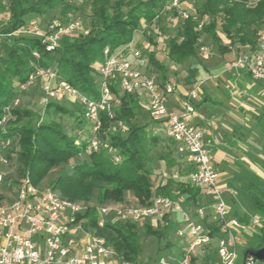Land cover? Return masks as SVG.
<instances>
[{
  "label": "trees",
  "instance_id": "1",
  "mask_svg": "<svg viewBox=\"0 0 264 264\" xmlns=\"http://www.w3.org/2000/svg\"><path fill=\"white\" fill-rule=\"evenodd\" d=\"M168 1L90 0L88 33L63 36L59 45L47 52L39 38L12 33L25 24L27 14L45 15L56 8L65 13L75 7L66 0H0V13L4 9L8 13L6 25L0 31L12 34L0 43V116L3 106L14 97L16 85L23 82L36 67H54L60 79L82 94L96 98L98 75L95 62L101 60L104 48L113 51L130 43L135 31L143 27L140 25L142 19L145 25L141 32L145 33L151 19ZM249 1L199 0L195 14L184 18L176 36L168 39V60L183 64L195 57L197 39L201 33L212 38L220 53L237 43L254 50L264 32V0L252 5L248 4ZM205 15L208 21L203 22L201 29L197 30V22ZM220 35L227 40L226 44L222 43ZM34 52L39 54L38 58L33 55ZM148 62L152 72L164 77L167 67L163 63L153 54H150ZM112 90L116 92V87L113 86ZM119 100L112 117L101 114L97 138L107 147L89 153L87 146L91 133L89 138L77 142V138L65 132L58 122L31 126L20 123L26 116L23 111L18 108L12 110V119L0 136L18 138L16 167L12 175L4 176L0 182V200L6 202L14 197L23 176L27 175L33 185H38L52 168L63 167L72 160L69 167L61 168L50 181V188L66 199L85 203L87 208L75 220H81L84 227H91L95 235L103 237L117 258L133 261L138 260L140 254L141 236H152L158 242L166 240L173 224L165 220L163 224L152 227L110 216L99 227L96 225V206L106 203L145 206L159 195L171 198L184 195L186 200L194 201L200 196V189L173 178H167L163 183L153 182V170L149 167L150 149L165 139L168 140L166 145L174 142L156 132L149 134L145 125L137 123L140 105L136 97L119 94ZM46 108L58 113L68 112L57 102H48ZM115 122L126 129L111 131V125ZM159 160H164L168 165L176 163L171 151L161 155ZM4 191L12 192L13 196L7 197ZM128 194L131 200L126 198ZM259 200L264 208V190L259 191ZM255 236L256 244L244 251L264 246V222Z\"/></svg>",
  "mask_w": 264,
  "mask_h": 264
},
{
  "label": "built area",
  "instance_id": "2",
  "mask_svg": "<svg viewBox=\"0 0 264 264\" xmlns=\"http://www.w3.org/2000/svg\"><path fill=\"white\" fill-rule=\"evenodd\" d=\"M257 1L250 0L248 4ZM182 4L181 0H170L163 9H176L184 19L190 14L185 12ZM203 22V19L197 22V30L201 29ZM40 30L38 23H32L26 32L39 38L47 52L53 51L63 36L88 33L81 15L73 11L62 18H52L43 31ZM19 32L18 29L12 34H21ZM12 34L0 31V43ZM197 46L200 52L208 53L209 48L202 43L201 36L197 39ZM33 55L39 57L37 52ZM98 62L96 98L82 94L60 79L54 67H36L16 85L14 97L3 106L0 132H5L12 119V110L18 108L20 95L39 83L44 104L61 95L80 105V113L90 121L89 153L107 147L97 138L101 114L113 116L120 103L119 94L144 98V108L153 119L161 122L165 135L176 143L175 151L187 164L185 175L179 176L176 172L172 178L199 188L200 196L188 201L184 195L176 198L159 195L145 206L125 203L98 205L96 225L102 227L110 216L152 227L169 220L182 240L178 256L161 257L153 264H234L238 253L242 251L244 254L242 229L257 230L264 220L256 214L248 216L241 207L232 211L225 199V193L234 198V190L218 183L219 173L202 133L187 119L194 112L192 100L196 93L190 91L181 103V110L176 112L167 107L165 98V94L174 90V85H162L154 76L139 70L126 59L121 46L113 51L104 48ZM222 68L227 72L243 71L255 81L264 79V33L254 50L241 51L226 61ZM113 86L116 92L112 90ZM12 141L11 137L0 136V165L15 163L17 149ZM2 178L0 170V182ZM86 208L85 203L66 199L50 187H37L27 175L23 176L14 197L6 202L0 200V264H144L139 260L117 258L103 237L95 235L91 227H84L81 220L76 221L75 217ZM245 256L248 260L245 259L243 264L253 258Z\"/></svg>",
  "mask_w": 264,
  "mask_h": 264
},
{
  "label": "rangeland",
  "instance_id": "3",
  "mask_svg": "<svg viewBox=\"0 0 264 264\" xmlns=\"http://www.w3.org/2000/svg\"><path fill=\"white\" fill-rule=\"evenodd\" d=\"M69 5L75 7L66 11L65 13L61 12L59 8H56L54 11H50L45 15H37V14H27L25 16V24L19 28V33L27 34V29L29 30L32 26V23H38L40 26V31H43L45 24H47L52 18L63 17L67 12H77L81 15L83 25L88 28L89 27V13H90V0H66ZM199 0H184L182 7L186 13L192 15L195 14V11L198 7ZM51 16V18H50ZM47 18V19H45ZM208 16H203L204 22L208 21ZM8 20V13L6 9L2 10L0 13V29L6 25ZM183 18L180 17L178 10L176 9H161L155 15L153 19H151L148 24V28L145 33H142L141 30L144 28V20L140 21V25L143 27L138 28L136 33V38L134 43L129 46V44L122 45L123 54L131 63H133L139 70L151 74L153 71L152 67L149 65L148 58L150 54H153L154 57L160 62L165 64L170 72L174 73V75H178L180 77V73L185 70L186 64L182 65H174L170 62L166 56L167 51V41L171 37H175L177 32L180 30L181 22ZM79 34L70 35V37L77 36ZM202 43L209 48L207 54L213 51L215 47L212 38L206 33H201ZM222 41L225 39L222 35H220ZM196 53L201 54L198 46L196 45ZM99 66V62H95V68ZM155 75H158L157 72H152ZM43 98V92L40 89L39 83H36L32 87H30L26 92L20 95V103L18 109L23 111L26 116L21 120L20 123L29 124L31 126H35L37 123H47V122H58L65 132L69 135L77 138V142H80L84 138L90 137V121L87 120L80 113V105L78 103H74L70 101L66 97H62L61 95H57L55 100H51L49 102H57L63 108H65L67 113H58L51 108H46L47 104H44L41 99ZM145 101H141V106L137 109V117L136 121L139 125H145L146 130L149 134L154 131L156 120L152 118L150 113L144 108ZM79 115V116H78ZM119 128L122 130L126 129L124 125L120 123H113L111 125L110 130L116 131ZM160 135L163 134L161 131H158ZM13 146L18 148V138L13 137ZM164 143L167 144V141L164 140ZM176 143H170L166 146L157 144L155 147L151 148L149 151L150 169L156 172H153V182L156 184L160 183L161 180L165 181L167 178H172L173 175L177 172L179 176L185 175V171L187 170V164L185 161L180 160L175 163V165L165 164V167H162L159 164V157L161 155H165L169 151H173L175 149ZM179 157V155L177 154ZM82 157V156H80ZM79 157V158H80ZM84 157V156H83ZM256 160V159H254ZM72 163V160L64 165L63 167H54L49 173L40 181L37 187H50V181L55 178L61 168L69 167ZM240 171H238V177L235 179L231 188L234 190V199H231L228 195H224L227 200L229 206L232 209H238V207L243 208L247 215H258L260 219L264 220V208L259 200V191L264 190V179L259 176L256 172L246 165L244 166L242 162L238 163ZM16 167V163L10 162L8 165H0V170L3 172V177L7 175H12L14 173V169ZM252 170V171H250ZM165 172V174L163 173ZM174 179V178H173ZM175 180V179H174ZM4 194L7 197L13 196V193L10 191H4ZM128 200L130 199V195L126 196ZM131 203H133L131 201ZM140 232V229H139ZM243 233V246L247 248L248 246H254L256 244V229H242ZM170 243L167 246V243ZM182 240L177 236L175 227H171L168 232L166 240H161L158 242L152 236H141V246H140V254L138 260L143 262L144 264H153L161 257H177L179 246ZM214 242V241H213ZM212 242V243H213ZM214 245V243H213ZM247 257H244L242 251H240L234 261V264H243L244 260ZM248 260V259H247ZM172 263V260H169ZM245 264H264L263 260L252 258L250 261H246Z\"/></svg>",
  "mask_w": 264,
  "mask_h": 264
},
{
  "label": "crops",
  "instance_id": "4",
  "mask_svg": "<svg viewBox=\"0 0 264 264\" xmlns=\"http://www.w3.org/2000/svg\"><path fill=\"white\" fill-rule=\"evenodd\" d=\"M135 38L136 33L129 46ZM261 39L262 34L259 41ZM222 43L226 44L227 40ZM247 49L248 46L237 43L224 53H220L216 47L209 54L196 53L195 57L183 63L186 68L178 78L179 74L174 75L165 64L167 70L164 77L159 73L149 74L162 85H174V90L165 94L166 105L171 110L179 112L188 93H196V98L192 100L194 112L188 116V122L200 129L218 170V183L228 187H232L238 177L239 162L264 179V79L255 81L243 71L227 72L222 68L226 61ZM136 99L140 106L141 101H145L142 97ZM154 125L153 132L161 131L163 137L166 136L159 120ZM159 145L166 146L164 141ZM177 154L175 149L171 151V157L176 162L182 159ZM159 164L165 167L166 163L159 160ZM153 172H156L155 169Z\"/></svg>",
  "mask_w": 264,
  "mask_h": 264
},
{
  "label": "water",
  "instance_id": "5",
  "mask_svg": "<svg viewBox=\"0 0 264 264\" xmlns=\"http://www.w3.org/2000/svg\"><path fill=\"white\" fill-rule=\"evenodd\" d=\"M244 254L264 261V246L257 249H246Z\"/></svg>",
  "mask_w": 264,
  "mask_h": 264
}]
</instances>
